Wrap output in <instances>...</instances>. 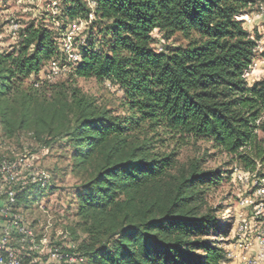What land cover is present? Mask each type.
Here are the masks:
<instances>
[{"label": "trees", "instance_id": "16d2710c", "mask_svg": "<svg viewBox=\"0 0 264 264\" xmlns=\"http://www.w3.org/2000/svg\"><path fill=\"white\" fill-rule=\"evenodd\" d=\"M93 1L61 0V17L84 19L99 36L81 45L67 79L35 86L61 54L45 20L19 27L16 45L0 48L3 135L70 146L75 225L84 234L75 251L88 264L226 263L211 239L219 225L211 193L222 172L204 162L223 156L222 164L263 179L264 75L251 84L243 77L261 32L252 35L239 17L264 0ZM176 34L183 44L167 42ZM78 79L113 94L84 93ZM31 186L17 191L18 204ZM232 218L219 234L231 232Z\"/></svg>", "mask_w": 264, "mask_h": 264}, {"label": "rangeland", "instance_id": "374dc122", "mask_svg": "<svg viewBox=\"0 0 264 264\" xmlns=\"http://www.w3.org/2000/svg\"><path fill=\"white\" fill-rule=\"evenodd\" d=\"M61 0H0V48L8 50L16 45L18 30L12 33L10 26L13 23L24 27L31 21L45 20L54 30V38L59 43L61 54L55 61L60 70L54 75L51 74L50 63L38 74V85L43 81L60 82L68 78L69 69L73 63L72 56L79 54L81 45H85L90 37L95 42L99 40L96 29L89 25L84 19L69 21L60 16L59 6ZM245 14H259L249 25L248 30L253 35L254 29L264 31V4L258 2ZM92 17L89 16V20ZM53 24V25H52ZM92 28V30H91ZM156 47H160L164 40L158 31L153 32ZM171 45L183 44V38L176 34L167 41ZM258 78L263 77V64L257 65ZM78 86L84 93L97 98H109L113 91L104 84L100 85L93 79H78ZM37 85V86H38ZM28 132H22L12 137L3 135L0 124V160L22 159V163L30 164L36 170L45 172L51 186H31L29 193L21 199L18 208L27 218L30 227L34 229L36 239L39 240L43 232L53 245L64 250L63 246L73 245L74 250L84 234L75 225L77 222L75 190L78 179L70 172L69 154L71 151L64 138H58L49 146L38 142ZM195 152L183 150L179 156L184 160ZM205 167L219 170L221 182L215 186L211 193L214 206L217 207L219 225L217 231L212 233L211 239L216 245L222 247L226 253L234 248L237 240H249L250 236L259 229L264 228V195H258L256 190L264 189L263 179H257V175H249L235 164H222L226 158L223 156L206 157ZM32 188V189H31ZM244 198L252 200V204L242 205ZM38 205H42L46 212H43ZM232 218L231 232L228 235L218 233V229H225ZM50 218V226L45 230L47 218ZM249 227L243 236L239 237L238 226L243 222ZM69 233L71 235H69ZM67 235V237L65 236ZM74 250H71L74 251ZM235 258V257H234ZM232 259V258H231ZM83 264H88L87 259H82Z\"/></svg>", "mask_w": 264, "mask_h": 264}, {"label": "built area", "instance_id": "2783aa9c", "mask_svg": "<svg viewBox=\"0 0 264 264\" xmlns=\"http://www.w3.org/2000/svg\"><path fill=\"white\" fill-rule=\"evenodd\" d=\"M87 2L90 7L94 4L93 0H87ZM89 16L92 17V14ZM256 16L259 14H244L239 19H243L245 25H249ZM10 30L14 34L18 30V24L13 23ZM263 50L264 31L256 40L252 62L243 73L248 84L259 79L255 71L258 68V63L264 65V58L261 54ZM78 59V53L72 56L73 62ZM50 64L51 74L54 75L60 70V66L55 60ZM262 71L264 72V68ZM37 85L36 82L35 86ZM30 184H37L43 188L51 186L48 175L43 171L36 170L31 163H22V159L17 157L0 160V264H23V257L29 258L28 264H77L81 262L82 257L74 250L73 245H68V248L74 250L72 252L57 248L50 242L46 232L40 235L39 240L36 239L34 229L29 226L27 218L19 210L16 199L17 191L23 190ZM256 193L264 195V189H258ZM241 204L250 205L252 200L244 198ZM38 207L46 212L42 205H38ZM50 220L48 217L45 230L50 226ZM248 228L245 221L239 224L238 236H243ZM65 236L67 237L66 234ZM253 237L258 247L255 255L249 254L252 241H243L239 238L234 248L226 253L227 258L238 257V264H259L264 261V228L256 231Z\"/></svg>", "mask_w": 264, "mask_h": 264}, {"label": "crops", "instance_id": "0c3cea01", "mask_svg": "<svg viewBox=\"0 0 264 264\" xmlns=\"http://www.w3.org/2000/svg\"><path fill=\"white\" fill-rule=\"evenodd\" d=\"M254 234H252L251 236H250V239H251V241H252V247H251V249H250V251H249V254H251V255H255V253L257 252V250H258V247H257V244H256V241H255V239H254ZM235 254L237 255V253L235 252ZM41 264H46V263H41ZM224 264H238V257H235V258H230V259H228V261L226 262V263H224ZM259 264H264V261H262L261 263H259Z\"/></svg>", "mask_w": 264, "mask_h": 264}]
</instances>
